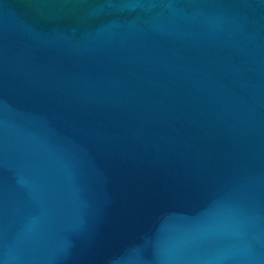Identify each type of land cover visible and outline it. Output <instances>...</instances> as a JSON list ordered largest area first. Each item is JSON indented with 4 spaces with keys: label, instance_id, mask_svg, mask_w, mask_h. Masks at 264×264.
<instances>
[{
    "label": "water",
    "instance_id": "1",
    "mask_svg": "<svg viewBox=\"0 0 264 264\" xmlns=\"http://www.w3.org/2000/svg\"><path fill=\"white\" fill-rule=\"evenodd\" d=\"M0 264H264V0H0Z\"/></svg>",
    "mask_w": 264,
    "mask_h": 264
}]
</instances>
